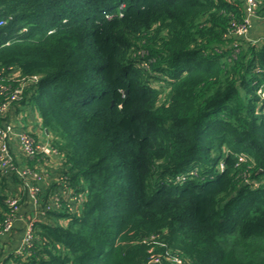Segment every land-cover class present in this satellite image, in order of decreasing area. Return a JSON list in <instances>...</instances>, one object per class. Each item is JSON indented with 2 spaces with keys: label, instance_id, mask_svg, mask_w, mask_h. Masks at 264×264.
Listing matches in <instances>:
<instances>
[{
  "label": "trees",
  "instance_id": "16d2710c",
  "mask_svg": "<svg viewBox=\"0 0 264 264\" xmlns=\"http://www.w3.org/2000/svg\"><path fill=\"white\" fill-rule=\"evenodd\" d=\"M246 3L0 0V87L40 77L14 104L56 152L24 156L54 171L30 247L1 264H264V37L234 36ZM26 182L0 171V232Z\"/></svg>",
  "mask_w": 264,
  "mask_h": 264
},
{
  "label": "built area",
  "instance_id": "2783aa9c",
  "mask_svg": "<svg viewBox=\"0 0 264 264\" xmlns=\"http://www.w3.org/2000/svg\"><path fill=\"white\" fill-rule=\"evenodd\" d=\"M257 2L256 0H247L246 3V18L244 24L239 27L234 36L242 39L250 40V30L253 26L254 20L257 19L256 10H257ZM6 24L5 21H0V25ZM40 81V77L33 76L27 80L21 81V87L16 90L8 89L7 86L0 87V94H7L6 103L0 106V171L4 174H17L20 178L25 179L26 186L28 188L29 200L35 207L37 208L34 217L29 219V222L26 224V232L23 239L22 247L19 251L21 253L27 247L31 245V232L33 229V225L38 221L39 217H41V213L39 212L38 200H37V192L39 191V187L43 180V174L41 171H32L24 165H18L16 162V157L12 151V142H18L24 156L29 157L30 159H34L38 155H52L56 154L55 150H53L49 143V135L48 140H42L37 142L31 135L30 132L25 130L22 127H18L15 124L8 122L6 117L11 107L20 101L23 97L24 87L30 84H37ZM264 96V93H263ZM32 178V179H31ZM38 184V185H36ZM8 205L13 209L14 212H19L20 205L17 199H9ZM19 216L16 218L9 219L6 223L3 232H9L13 230L15 222L18 220ZM158 259L153 258L151 262H158ZM176 263H180L179 260H176Z\"/></svg>",
  "mask_w": 264,
  "mask_h": 264
},
{
  "label": "crops",
  "instance_id": "0c3cea01",
  "mask_svg": "<svg viewBox=\"0 0 264 264\" xmlns=\"http://www.w3.org/2000/svg\"><path fill=\"white\" fill-rule=\"evenodd\" d=\"M255 29L258 33L253 36L252 33ZM261 37H264V27L258 26L254 23L250 30V39H258ZM28 108L30 109L29 106L13 105L8 112L6 120L18 127L26 128L25 130L29 131L30 133L36 132L39 138L42 140H48V133L46 131H42V129L39 127V115L36 112H33L32 109L28 110ZM12 151L15 157L22 156L23 163L25 162L24 154L17 140L12 142ZM52 166L53 165L48 164L42 165L44 170L41 172L44 177L41 184L44 185V187H47L49 182L52 180L51 174L54 171ZM36 210L37 208L35 205H33V203L30 202V200L27 199L23 201L20 216L15 222L13 230L9 232H0V264L2 260L8 257L10 254L19 253L26 232V224L29 222V219L34 217Z\"/></svg>",
  "mask_w": 264,
  "mask_h": 264
},
{
  "label": "rangeland",
  "instance_id": "374dc122",
  "mask_svg": "<svg viewBox=\"0 0 264 264\" xmlns=\"http://www.w3.org/2000/svg\"><path fill=\"white\" fill-rule=\"evenodd\" d=\"M257 33H258V32H257V30L255 29L254 32L252 33V35L255 36ZM30 109H31V108H30ZM30 109L28 108V110H30ZM16 159H17L18 162H20L21 165L23 164V160H22L23 157H22V156H21V157L18 156V157H16Z\"/></svg>",
  "mask_w": 264,
  "mask_h": 264
},
{
  "label": "water",
  "instance_id": "95a60500",
  "mask_svg": "<svg viewBox=\"0 0 264 264\" xmlns=\"http://www.w3.org/2000/svg\"><path fill=\"white\" fill-rule=\"evenodd\" d=\"M261 25H263V27H264V20H263V21H261Z\"/></svg>",
  "mask_w": 264,
  "mask_h": 264
}]
</instances>
